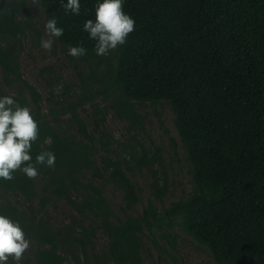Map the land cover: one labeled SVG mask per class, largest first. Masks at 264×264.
I'll list each match as a JSON object with an SVG mask.
<instances>
[{"label": "trees", "instance_id": "trees-1", "mask_svg": "<svg viewBox=\"0 0 264 264\" xmlns=\"http://www.w3.org/2000/svg\"><path fill=\"white\" fill-rule=\"evenodd\" d=\"M99 2L80 0L74 15L63 8L67 0H36L45 22L54 16L64 29L55 38L64 52L87 49L75 57L79 100L63 105L50 91L45 111L9 47L40 35L29 5L0 0V96L29 107L38 122L33 162L42 151L56 156L55 166H38L34 179L21 171L11 181L0 179V189L18 198L0 201V214L19 222L39 264H143L142 236L157 234L176 249L178 227L217 264H264V0H123L135 30L107 56L95 54L83 29L86 20L95 21ZM45 82L60 85L50 75ZM88 102L94 112L86 122L78 109ZM146 103L168 106L189 166L191 191L168 205L169 180L157 170L162 158L139 141L146 119L137 104ZM107 112L126 122L130 137L120 146L130 158L113 152L108 134L99 131ZM65 115L69 127L62 125ZM144 169L152 197L142 213L117 215L104 183L121 190L133 209L140 196L129 173ZM59 200L74 214L55 226L48 207ZM99 231L108 241L101 252Z\"/></svg>", "mask_w": 264, "mask_h": 264}, {"label": "rangeland", "instance_id": "rangeland-1", "mask_svg": "<svg viewBox=\"0 0 264 264\" xmlns=\"http://www.w3.org/2000/svg\"><path fill=\"white\" fill-rule=\"evenodd\" d=\"M8 1V0H2ZM30 8L32 15V25L38 30L32 32L26 38L12 40L9 46L19 56L21 71L25 79H27L40 92L45 111H48V97L59 101L63 105L73 102L76 103L81 94L82 89L75 72V57L68 52H64L60 44L54 40L50 51L41 47L40 42L50 37L45 31V18L43 12L36 6V0H25ZM63 85V89L56 94V87L46 86L45 80L48 76ZM11 91V90H9ZM102 107L105 102L101 99L96 100ZM137 108L141 114L145 116V131L139 136V141L151 153H157L162 158L163 167H157L158 171H165L169 180L168 196L165 204L168 205L171 200H178L186 196L192 189L190 181L189 166L186 161L184 149L181 147L177 131L173 125V115L166 105L153 106L150 103L145 105L137 104ZM82 118L89 122L93 116V107L90 102L83 104L78 109ZM69 115L63 116L62 125L69 127ZM99 131L108 134V141L113 152L123 157L130 158L127 150L121 148V144H125V139L130 137L127 133V124L116 118L111 112H107L105 123L99 127ZM176 142L172 147L171 140ZM136 146V142H131ZM150 154V153H149ZM130 160V159H129ZM162 177L161 172H157ZM129 177L139 188L140 200L133 209L125 206L123 193L111 183H104L103 194L110 201L115 213L123 216L124 213L140 214L147 205L149 197H152L151 180L148 172L144 170H134ZM18 199L11 194L5 193L0 189V201ZM21 201V200H20ZM160 206V204H157ZM74 214L73 210L64 200L56 202V206L48 207L49 220L56 226L67 224ZM175 232L179 235L176 240V249L171 246L166 238L155 235L142 236V258L143 264H217L206 247L199 245L192 237L187 235L181 228H176ZM30 241V248L24 253L19 264H39L37 263L34 250L35 245ZM107 237L102 232H97L95 246L101 252L107 247ZM91 257V254H90ZM8 264H16L15 261L9 260ZM66 264H85L68 261ZM86 264H93L92 261Z\"/></svg>", "mask_w": 264, "mask_h": 264}, {"label": "clouds", "instance_id": "clouds-1", "mask_svg": "<svg viewBox=\"0 0 264 264\" xmlns=\"http://www.w3.org/2000/svg\"><path fill=\"white\" fill-rule=\"evenodd\" d=\"M80 7V0H67L63 5L66 12L71 11L74 15L80 14ZM44 27L50 38L40 44L50 51L54 42L52 38L62 36L64 29L57 26L54 16ZM83 29L95 41V54L107 56L110 51L126 44L129 34L135 30V20L123 11V0H102L95 6V21L86 20ZM68 54L78 58L86 55L87 49L81 45L70 47ZM62 89L63 85H57L56 94ZM38 137V122L31 109L21 106L10 95L0 96V179L11 181L17 171L34 179L39 174L38 166H55L56 156L52 151L38 153L33 162L32 144ZM29 248L30 241L19 222L0 214V264H8L10 259L19 264Z\"/></svg>", "mask_w": 264, "mask_h": 264}]
</instances>
